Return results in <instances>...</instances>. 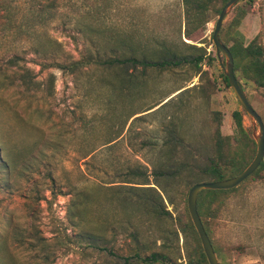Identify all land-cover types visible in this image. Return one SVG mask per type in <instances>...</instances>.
Masks as SVG:
<instances>
[{"label": "rangeland", "instance_id": "obj_1", "mask_svg": "<svg viewBox=\"0 0 264 264\" xmlns=\"http://www.w3.org/2000/svg\"><path fill=\"white\" fill-rule=\"evenodd\" d=\"M41 1L0 0V264H145L137 252L186 264L197 241L184 229L188 193L203 182L190 173L216 154L219 130L233 145L249 138L250 163L257 152L259 125L213 41L223 0L192 19L183 0H57L23 32ZM223 26L264 47V0L240 1ZM205 53L200 65L126 63ZM241 82L264 121V87ZM212 228L222 264H264V168Z\"/></svg>", "mask_w": 264, "mask_h": 264}, {"label": "trees", "instance_id": "obj_2", "mask_svg": "<svg viewBox=\"0 0 264 264\" xmlns=\"http://www.w3.org/2000/svg\"><path fill=\"white\" fill-rule=\"evenodd\" d=\"M213 1L214 0H183L187 17L189 19H192L194 16L203 18ZM227 1L228 0H223V5H225ZM41 2H44L45 4L33 10L36 16L35 22L25 26L22 24L23 32H35L37 27L43 23L42 20L44 19V17H47L49 15V10L54 8V4L57 2V0H43ZM218 11L220 12L221 10ZM245 14V9H241L240 15L244 16ZM220 37L221 40L230 48L233 54L235 61L234 70L239 80L253 81L258 87H264V47L260 43H258L256 39L245 45L241 39L231 35L228 30H224V26H222L221 28ZM205 55L206 53L200 54L196 58H192L186 55L183 57L171 56L159 60H151L147 57H135L128 58L126 60V63H130L134 66L142 65L145 68L148 66L166 68L170 66L180 65L182 63H191L193 59H195L197 65H200V63L205 60ZM210 58H212V56H210L209 59ZM117 61L118 60H116V58H111L102 61V63L97 61L96 62L99 64H106L111 66ZM223 76L227 84L230 85L228 77L226 75ZM153 108H150L149 110ZM233 117L239 130L241 132H244L243 113L239 110H235L233 113ZM230 138V135L222 137L220 130L218 131L216 140V154L208 157L207 162H205V164L203 165H199V167H197L195 171H193V168L188 167V170L193 171L192 173H190V175L192 176V183L205 180L217 181L227 179L239 175L249 165L251 158L249 159L248 157H246V153H244L245 146L247 147L249 145V138L245 139L247 141L245 143L241 142L234 145L231 142ZM112 141L114 140H110L108 143H111ZM263 168L264 160L253 174L257 173L260 169ZM186 170L187 165L181 164L178 166V174ZM237 187L230 189H204L199 193L198 196V211L201 215L205 229L210 236L217 256L222 260L224 258L221 255V251L217 243H215L212 224L219 218L223 205L230 197V195L237 189ZM184 229H186V231L188 229L193 231L197 238L193 250H191V253H189V258L186 264H209L203 246L201 245L200 238L190 217ZM84 236L87 237L91 243H95L96 241L102 239V237L100 238L98 235L92 233H85ZM135 257L145 264H155L158 262H162L163 264H174L171 261H168L167 263L166 259H170L165 254H161L159 252H153L152 254L145 256L137 252ZM123 264H133V262L129 260L128 257H126ZM178 264L184 263L178 262Z\"/></svg>", "mask_w": 264, "mask_h": 264}, {"label": "water", "instance_id": "obj_3", "mask_svg": "<svg viewBox=\"0 0 264 264\" xmlns=\"http://www.w3.org/2000/svg\"><path fill=\"white\" fill-rule=\"evenodd\" d=\"M241 0H228L227 3L221 9L218 20L215 25L213 32V41L215 43L218 57L222 62V54L224 55L226 62L222 63L224 67V73L228 77L229 84L234 90V93L243 107L244 111L251 118L254 125H259V134H255V139L257 143V152L255 158L252 162L239 174L227 179L217 180V181H203L195 183L188 193V209L192 217L193 223L197 229L199 237L202 242L204 252L206 254L209 264H221L214 249L210 236L208 235L204 223L202 221L201 215L198 211V196L199 193L204 189H230L237 187L243 181H245L249 176H251L261 165L264 160V121L259 112L254 108L250 102L245 88L239 78L236 76L234 66L235 61L230 48L221 40L220 31L223 26L224 20L233 9V7L238 4Z\"/></svg>", "mask_w": 264, "mask_h": 264}]
</instances>
